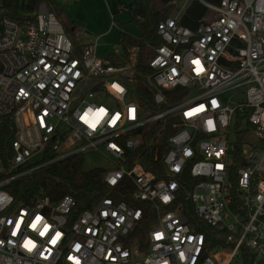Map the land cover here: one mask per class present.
Returning <instances> with one entry per match:
<instances>
[{
    "label": "built area",
    "instance_id": "obj_1",
    "mask_svg": "<svg viewBox=\"0 0 264 264\" xmlns=\"http://www.w3.org/2000/svg\"><path fill=\"white\" fill-rule=\"evenodd\" d=\"M11 1L0 0V118L12 122L8 168L0 156V264H264V0H200L214 16L195 30L179 24L184 4L158 24L161 44L146 43L147 75L141 46L101 58L100 38L80 44L85 31L70 36L52 0L24 22L8 15ZM100 107L93 130L80 117ZM51 147V163L88 151L112 160L105 184L133 189L148 209L111 196L82 211L71 196L16 204L7 188Z\"/></svg>",
    "mask_w": 264,
    "mask_h": 264
},
{
    "label": "trees",
    "instance_id": "obj_2",
    "mask_svg": "<svg viewBox=\"0 0 264 264\" xmlns=\"http://www.w3.org/2000/svg\"><path fill=\"white\" fill-rule=\"evenodd\" d=\"M43 1L45 0H12L9 4L8 15L13 19L24 22L26 19L22 15L24 13H35ZM178 1L130 0V4L127 6L129 13L126 14L129 15L130 23L139 31V35L135 36L127 31H122L119 35V44L122 45L125 51L135 46L142 47L137 70L144 75L149 74L148 60L153 55V50L147 48L146 43L161 44L160 39L157 37L158 24L176 14ZM202 1L213 5H220L223 0ZM54 11L63 22L66 32L70 36L81 28L71 18L63 20L62 11L58 10L55 6ZM210 13V10L200 0H192L181 13L179 24L195 30L206 23L205 21ZM28 20L31 23L35 22L34 18H29ZM183 94L181 90L167 93L169 104H177L181 101ZM148 96L147 111L151 112L155 107L151 101V93ZM170 133L169 131L165 132L161 139L164 142V146L161 148V155L167 150L165 140ZM11 134V120L9 118H0V156L6 168H8L12 158L10 147ZM55 158L56 155L51 147L43 154L38 162L26 168L27 170L33 169L30 174L15 181L7 188L8 192L15 198L16 204H29L44 197H48L53 203H56L65 196H71L76 200L78 210L82 211L102 198L111 196L119 202L126 201L130 205L138 206L143 210L148 209L147 205L134 204L132 202L131 194L133 193V189H128V191L122 188L110 190L103 180L104 169L85 170L83 155L71 156L64 160L51 163ZM146 169L152 170L148 165ZM187 219L191 225H195V220L191 213H187ZM153 221L152 217L145 218L141 224L142 232H145ZM249 263L250 259L245 264Z\"/></svg>",
    "mask_w": 264,
    "mask_h": 264
},
{
    "label": "rangeland",
    "instance_id": "obj_3",
    "mask_svg": "<svg viewBox=\"0 0 264 264\" xmlns=\"http://www.w3.org/2000/svg\"><path fill=\"white\" fill-rule=\"evenodd\" d=\"M190 1L192 0H179L177 8H182ZM52 3L62 11L63 20L71 18L81 24L86 36L79 40L80 44L91 45L95 43L96 38H100L97 49L98 56L101 58L108 57L119 46L120 32L127 31L130 34L139 35V31L130 23L129 15L118 12V7L129 6L130 0H52ZM112 14L115 18H112ZM212 15L213 12L207 20L212 19L214 16ZM86 90L89 89L86 88ZM97 102L100 101L97 100ZM101 103L106 106L108 104L106 101ZM83 156L84 168L87 171L94 169L110 171L115 168L112 160L99 152L88 151Z\"/></svg>",
    "mask_w": 264,
    "mask_h": 264
},
{
    "label": "clouds",
    "instance_id": "obj_4",
    "mask_svg": "<svg viewBox=\"0 0 264 264\" xmlns=\"http://www.w3.org/2000/svg\"><path fill=\"white\" fill-rule=\"evenodd\" d=\"M200 70V69H199ZM113 87H118L117 85H113ZM120 91H123V89H119ZM215 102V101H214ZM107 115V109L104 107H100L96 111H92L91 108L87 112H85L80 119L82 120L83 123H85L89 128L95 130L97 125L100 124V122L104 119V117ZM120 118L119 113L114 115L110 121L111 125H115L117 120ZM130 118L134 119V109L132 111V115H130ZM40 220L36 219V222L31 225V227L34 229L36 227V224L39 223ZM19 228V225L17 226ZM47 227L40 233L41 236L44 235V233L47 231ZM24 247L28 248L29 250L33 247H35L34 243L31 240H28Z\"/></svg>",
    "mask_w": 264,
    "mask_h": 264
},
{
    "label": "snow or ice",
    "instance_id": "obj_5",
    "mask_svg": "<svg viewBox=\"0 0 264 264\" xmlns=\"http://www.w3.org/2000/svg\"><path fill=\"white\" fill-rule=\"evenodd\" d=\"M194 63H199V61H195ZM200 71H203V69H200ZM213 103H215V102H213ZM130 111H133V110H130ZM189 115H191V113H189ZM114 147V146H113ZM37 220H40L41 219V217H37L36 218ZM19 224H17V226H18ZM15 233H13V235H14ZM59 233H57V236H56V238H54L52 241H51V243H53V244H55L56 243V239H58L59 238Z\"/></svg>",
    "mask_w": 264,
    "mask_h": 264
},
{
    "label": "crops",
    "instance_id": "obj_6",
    "mask_svg": "<svg viewBox=\"0 0 264 264\" xmlns=\"http://www.w3.org/2000/svg\"><path fill=\"white\" fill-rule=\"evenodd\" d=\"M178 10H179V9H177V12H178ZM177 12H176V14H177ZM176 14H175V15H176ZM175 15H174V16H175ZM112 18H113V17H112ZM78 24H79V26H81L80 23H78ZM81 28H82V27H81ZM106 33H107V32H106ZM104 34H105V33H104ZM132 35H133V34H132ZM135 36H138V35H135ZM118 43H119V42H118ZM97 53H98V50H97ZM109 55H110V54H109ZM109 55H108V56H109Z\"/></svg>",
    "mask_w": 264,
    "mask_h": 264
}]
</instances>
